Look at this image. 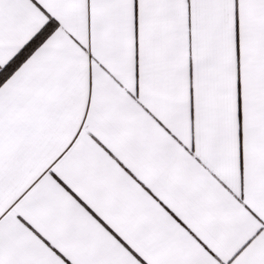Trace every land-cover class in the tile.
<instances>
[{"label":"snow or ice","instance_id":"6c2138e0","mask_svg":"<svg viewBox=\"0 0 264 264\" xmlns=\"http://www.w3.org/2000/svg\"><path fill=\"white\" fill-rule=\"evenodd\" d=\"M0 264H264V0H0Z\"/></svg>","mask_w":264,"mask_h":264}]
</instances>
